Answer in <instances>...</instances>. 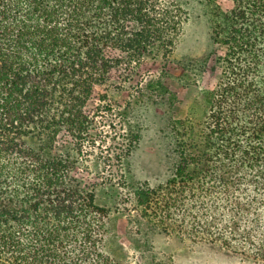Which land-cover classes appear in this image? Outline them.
<instances>
[{
	"label": "trees",
	"instance_id": "obj_1",
	"mask_svg": "<svg viewBox=\"0 0 264 264\" xmlns=\"http://www.w3.org/2000/svg\"><path fill=\"white\" fill-rule=\"evenodd\" d=\"M185 1L0 0V264H120L107 248L110 209L76 175L95 145L86 109L115 71L130 82L146 58L171 62ZM205 2L212 49L199 71L215 56L218 81L198 123L179 116L167 67L144 82L170 106L178 159L166 184H139L134 198L141 217L168 230L183 211L211 242L230 246L240 231L251 239L243 218L253 229L264 219L259 191L235 192L242 184L264 191V0ZM139 139L133 132L121 153ZM254 255L264 259V245Z\"/></svg>",
	"mask_w": 264,
	"mask_h": 264
},
{
	"label": "rangeland",
	"instance_id": "obj_2",
	"mask_svg": "<svg viewBox=\"0 0 264 264\" xmlns=\"http://www.w3.org/2000/svg\"><path fill=\"white\" fill-rule=\"evenodd\" d=\"M217 1L224 8L232 5L231 0ZM185 6L188 19L171 62L161 57L146 58L130 82L115 71L110 81L96 87L86 109L93 115L90 139L95 145L90 149V143H85L91 150L85 163L88 168H78L76 175L95 189L99 203L110 209L107 248L120 264H264L263 258L254 255L256 248L264 245V219L259 222L260 227L253 229L251 219L243 218L240 228L250 229L251 239L240 231L229 246L211 242L210 235L201 231L203 222L183 215V211L176 210L167 230L156 218L149 221L141 217L136 205L134 188L139 184H166L178 159L170 128V106L163 97L151 93L144 82L159 76L167 67L169 73L165 77L180 100L179 116L198 123L206 110L204 93L219 77L215 56L204 73L199 71L200 60L212 49L210 7L205 0H186ZM182 66L190 68L191 81L187 83ZM143 84L137 90L136 86ZM102 95L109 100H101ZM133 132L139 133V141L129 154L121 153ZM256 191L260 192L258 196H264V191L249 184H242L235 192L254 196ZM220 232L227 238L231 236L230 229Z\"/></svg>",
	"mask_w": 264,
	"mask_h": 264
}]
</instances>
